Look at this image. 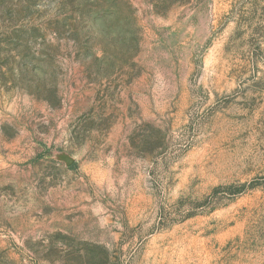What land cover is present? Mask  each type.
Segmentation results:
<instances>
[{
    "label": "rangeland",
    "instance_id": "obj_1",
    "mask_svg": "<svg viewBox=\"0 0 264 264\" xmlns=\"http://www.w3.org/2000/svg\"><path fill=\"white\" fill-rule=\"evenodd\" d=\"M0 264H264V0H0Z\"/></svg>",
    "mask_w": 264,
    "mask_h": 264
},
{
    "label": "water",
    "instance_id": "obj_2",
    "mask_svg": "<svg viewBox=\"0 0 264 264\" xmlns=\"http://www.w3.org/2000/svg\"><path fill=\"white\" fill-rule=\"evenodd\" d=\"M67 163H68V164H70V163H71V161H67Z\"/></svg>",
    "mask_w": 264,
    "mask_h": 264
}]
</instances>
